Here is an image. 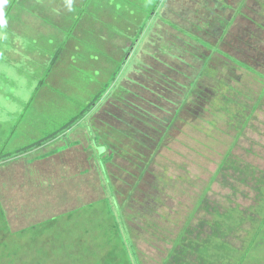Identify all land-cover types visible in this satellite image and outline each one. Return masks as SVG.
Returning <instances> with one entry per match:
<instances>
[{"label":"rangeland","instance_id":"1","mask_svg":"<svg viewBox=\"0 0 264 264\" xmlns=\"http://www.w3.org/2000/svg\"><path fill=\"white\" fill-rule=\"evenodd\" d=\"M24 1L27 2V8L22 10L24 13L16 9L15 16L21 15L22 21L29 22L28 33L40 39L29 45L32 35L25 31L22 22L14 19L0 34V208L3 211H6L4 207L7 208L13 232H21L57 218L62 227V239L55 240L48 235L34 243L33 233H27L23 238H12L8 242L11 252L7 256L10 262L139 264L141 260L143 264H164L173 248L172 240H176L188 224L191 229L205 232V238L214 219V208L222 212V208L241 206L242 210H246L256 206L257 193L247 185L252 175H248L247 183L239 181L240 177L233 171H229L226 177L218 176L215 181L214 177L229 152L244 169L252 166L264 172V102L255 112L243 136L238 139L237 120L230 118L232 114L229 116L220 109L225 98L231 109L237 106L234 102L247 104L251 109L254 104L251 101L259 98L262 91L263 77H257L232 64L222 68V54L218 52L219 57L214 62L211 60L213 63L210 67L213 68H209L208 72L206 70L207 74L203 77L200 86L203 93L200 98L192 96V103L181 114L142 181L133 178L140 175L129 163L131 157L128 155L116 157L114 165H108V173L103 169L108 156L103 154L106 146L102 141L105 131L110 133L112 130L105 127L107 124L104 123L112 122L122 128L120 124L123 119L136 126V116L142 121L138 123L141 130L148 136L152 135L150 140L145 135L140 138H146L154 146L157 137L146 122L154 115L156 120L160 118L167 124L174 116L172 104L161 100L164 111L153 109L143 102L152 97L144 96L146 98L140 100L134 98L133 93L138 94L139 88L126 79L129 91L126 97L117 90L105 105L98 107V114L92 111L71 131L59 136L58 133L79 117L113 80L118 63L122 62L131 44L125 41V34L114 38V31L120 29L126 34L131 33L132 37L136 35L140 27L134 29L135 23H143L148 18L157 0H136L138 6L143 7L139 11L130 10V5L123 7L125 4L122 2L119 4L122 7L112 8L107 5L108 0H91L89 5H86V0H48L54 4L56 15L46 6L47 0ZM223 1L227 11L223 9V2L218 7L213 0H170L168 10H172L173 14L172 11L166 14L189 31H195V26L210 29L209 26L219 15L238 16L236 22L239 24L227 42H232L233 47L226 46L223 50L264 74V0H250L248 6L244 5L243 8V0ZM4 2L0 0V18L1 9L6 4ZM239 8H242V12L238 14ZM46 9L50 12L47 15L50 21L55 17L56 21L63 20L65 16L70 29L73 26L71 18L78 20L75 31L79 36L76 35L75 40L70 42V49L60 45L65 41L60 39L57 31H53L57 29L56 23L49 28L48 22L42 21L46 17ZM129 16L134 19L133 30L129 27ZM248 19L262 26L261 29L254 27V38H246L248 42L256 43L259 52H253L249 46L245 49L236 42L243 30L254 26L246 21ZM117 20L128 26L107 28L112 21L118 24ZM160 26V34L152 36L154 46L151 49L157 51L155 48H166L169 43H176L182 49L189 50V54L184 55L189 65L165 57L167 62L176 67L177 64L182 65L190 78L172 79L188 86L197 80L205 65L203 60H196L191 53L204 58L212 52L199 47L195 51L185 45L184 42H188L186 36L178 42L175 35H180L176 31L162 24ZM63 30L67 35L68 29ZM202 32L206 36V32ZM207 39L213 44L218 41L214 36ZM63 48L62 57L54 62L58 54L56 52ZM178 48L171 47L176 51ZM160 56L163 54L158 52ZM224 59L228 63L233 62L227 56ZM214 69L219 71L218 78H214ZM134 75L131 74L132 79L138 81L139 78ZM217 81L226 84L223 90L221 85L215 83ZM172 92L174 94H160V91L158 94L171 95L167 96L171 102L182 101L178 86ZM222 93H225L224 99ZM142 109L146 111L141 116ZM41 142L44 143L42 148L25 151ZM155 150H146L144 156L153 155ZM114 189L123 194V197L118 196L120 206L112 199ZM207 189V202L196 210L200 197ZM72 215L76 219L75 223L66 226ZM113 215L119 220L122 243L126 249L111 236L110 230L114 231L112 228L115 226ZM124 222L126 225H123ZM245 235L242 234V238ZM242 241L233 240L237 246H241ZM135 244L138 260L133 249ZM72 246L74 252L70 248ZM115 248L119 250L114 252ZM5 251L6 248L2 247L0 255ZM248 264H254V261ZM259 264H264V255Z\"/></svg>","mask_w":264,"mask_h":264},{"label":"trees","instance_id":"2","mask_svg":"<svg viewBox=\"0 0 264 264\" xmlns=\"http://www.w3.org/2000/svg\"><path fill=\"white\" fill-rule=\"evenodd\" d=\"M48 1V0H47ZM86 5L91 4V0H86ZM107 5H110L112 8L114 7H122L119 6V4L122 2L125 5L123 7H127V5H130V10L133 11H139L142 10V6H138L136 0H108ZM127 1V2H126ZM218 7L221 5L222 2L223 5H225L224 1L222 0H213ZM250 0H243L242 2V8L244 5L248 6V3ZM170 0H157V2L154 4L153 8L151 9L150 14L148 15V18H146L143 23H139L138 21L135 23V28L140 27V31L132 37L131 33H127L124 31H120V29H116L115 27H126L128 24H125L124 22L121 23V21H116L118 24L114 23L113 21L110 22L111 25L107 28H113L116 29L114 31V38H119L122 34H125V41L128 40V43L130 42V46L128 47L129 50L126 49V56L123 58L122 62L118 63V70L116 73H114L113 80L96 98L87 106L86 109H84L79 117H76L74 121H71L68 123L63 129H61L58 133V136L60 134L71 131L75 125H77L78 122L83 121L92 111H99L98 107L105 105L106 102L110 100L114 96V94L117 92V90H120L123 92V96L126 97V93H129L128 87H126L125 80L129 79L133 82V85L139 88V93L134 95V98H150L148 101H143L146 105L154 108H158L162 111H164L163 106H161V100L168 101L173 106V112L174 116L169 122L166 124L162 120H156L154 118V115L149 119L148 122H146V125H150V129L155 131V136L157 139H155L154 146H151L149 141L152 137V135L149 137L144 131L141 130V126L138 124L139 122H142L138 117L134 116V119L136 120V126H133L129 122H126L122 119V123L120 124L122 126L118 127L115 123H104L107 124L105 127L111 128L112 132L107 133L105 131L104 139L100 141L103 142V144L106 146L103 154L105 153L108 157H106L107 161L105 165L103 166V169L109 173L110 168L108 165H114L115 158L120 156L123 158V156H130L131 159H129V163L132 164V167H135L136 170H138L140 176H133V178L142 181V179L145 177L146 173L150 169V165L154 162V157L158 151L161 150V148L164 146L166 138L169 137V134L171 133L172 129L175 127V124L177 123L178 119L181 117V114L185 111L186 107L189 105V103H192V96L196 97L198 96L200 98V94L203 93L201 83L203 81V77L205 74H207L208 69H212L213 66L210 67V65L214 62L215 58H218V54H222V68H226L230 64L236 65V67L247 70L249 73H253L257 77H263L264 80V74H262L258 69H255V67L248 65L247 63L243 62L241 59H237L235 57H232L229 53L224 52L223 47H230L232 48V42L227 44L228 38L230 34H232L233 29L236 27L238 22H236L238 19V16L234 15L233 17L227 16L226 14H223L222 16L219 15L216 21L209 26L212 31H209L210 29L206 30L202 27L195 26V31L186 30L187 27L182 26L180 22L176 23L172 18H169L166 14L168 10ZM207 2V0H206ZM6 3L1 9V18H0V34L2 31L8 27V24L11 23V21L16 20L19 22H22L26 29L27 24L24 21L21 20L22 16L18 15L15 16V10L17 9L20 13L25 11L27 8V2L24 0H5ZM260 3V2H259ZM261 4V3H260ZM135 5V6H134ZM49 9L55 12L54 15H56V11L53 9L54 4L50 1H48L47 5ZM220 6V7H221ZM264 6V4H262ZM1 8V6H0ZM242 8L238 9V14L242 12ZM88 9V8H87ZM126 9V8H125ZM224 10L227 9V5L223 8ZM24 10V11H22ZM85 11V10H83ZM124 11V10H123ZM222 11V10H221ZM45 18H43V22H48L47 26L50 28L54 23H56V28L53 29V31H57V34L59 35L60 39H62L65 42H62L61 46H68L70 49V43L72 40H75V36H79L78 33H76V29L78 28V20L75 21L73 18H71L72 21V28H68L66 25V19L65 16L61 19H58L56 21V17L53 18L54 20L50 21L49 17L47 16L50 12L46 9L45 10ZM132 13V12H130ZM173 14V11H172ZM237 14V15H238ZM242 15V14H241ZM59 16V15H57ZM132 16V15H131ZM129 16V27L131 30H133V23L134 20L133 17ZM244 16V15H243ZM48 17V18H47ZM132 18V19H131ZM60 21V22H59ZM125 21V20H124ZM188 21V19L186 20ZM249 22V24L254 25L249 27V29L243 30L242 35H240L237 38L236 42H239L238 45L244 47L245 49L249 46L253 52H259L256 43L253 44L251 42H248L246 38L253 37L254 27H257L259 29L262 28V26L259 23H254L251 19L246 20ZM165 25L169 29L176 31L175 33L179 34L176 36V39L178 42L183 40V37L186 36L188 39V42L185 41L186 46H191L193 50L198 51L197 48H202L211 51V55L209 57H200L196 55L197 53H191V55L196 60H203L204 61V67L202 73L199 75L196 81L191 82L190 85L185 84H178L176 80H173L172 78H190L188 74L183 70L182 65H189L188 61H186V54H189V50L182 49L181 47L177 46L176 43H169L166 48H155L157 51H153L151 48L154 46L152 36H157L160 34L158 32L161 29V26ZM182 26V27H180ZM261 27V28H260ZM68 29L67 35H65V30ZM25 29V28H24ZM25 31L28 33V29ZM33 29V28H32ZM51 30V33L53 32ZM199 31L201 33H199ZM206 32V36L203 35L204 32ZM39 33H42L41 30L38 31ZM166 34L167 31H163ZM29 34V33H28ZM32 35V39L29 42V45H32V41L36 39H40L35 34H29ZM39 36V35H38ZM215 37L218 41L216 44L211 43L207 37ZM56 37V34H55ZM110 36H108L109 38ZM162 38V36H161ZM254 38V37H253ZM49 38L45 39L48 40ZM65 39V40H64ZM61 40V41H62ZM119 40V39H118ZM186 40V39H184ZM193 42V43H192ZM121 43V42H119ZM192 44V45H191ZM173 47L174 50L171 49ZM60 51L56 52V57L54 58V62H57L58 59H60L63 55V49H59ZM179 51V52H178ZM181 51V52H180ZM154 52H157L156 54ZM158 52L162 53L163 56L158 57ZM219 52V53H218ZM244 55H246V52L243 50H240ZM218 53V54H217ZM154 54V55H153ZM242 54V55H243ZM185 55V56H184ZM169 57L171 61H176L181 64L175 65L167 62L165 57ZM231 58L233 62L235 63H228L224 59V57ZM213 57V58H212ZM213 62H212V61ZM235 60V61H234ZM150 61H153L148 63ZM226 62V63H225ZM116 63V61H115ZM160 64V65H157ZM207 70V72H206ZM217 70H219L217 68ZM215 71V76L211 75L214 78H218V72ZM131 74H135V78H139L138 81L133 80ZM170 74H174L175 76L172 77ZM212 78V79H214ZM132 79V80H131ZM135 81V82H134ZM152 84H151V83ZM177 83V84H176ZM217 83L218 85L222 86V90L226 86L224 82ZM42 84V83H41ZM263 84V83H262ZM180 91V95L182 98V101L180 102H171L170 98H167V95H159L164 93L174 94L172 92V89L177 88V86ZM172 88V89H171ZM218 89V87H217ZM133 92V91H132ZM225 93H222L223 99L226 97L224 95ZM146 96V97H144ZM160 97L158 100H156ZM202 97V96H201ZM124 100V97H122ZM202 99V98H201ZM120 100V101H123ZM254 104L251 105V109L249 105L245 104H239V102H234L235 105H237L234 108H229V102L228 99L225 98L222 100V107L220 108L225 113L229 114L230 118H234L238 122V126L236 130L238 131L237 139L243 136L244 132L247 130V127L250 125V122L254 118L255 112L261 108L264 102V84L262 91L259 94V98H257L255 101H251ZM103 103V104H102ZM133 104L136 105L134 102ZM196 104L198 105V101H196ZM146 109H142V112L140 115L145 114ZM139 113V112H138ZM169 113V112H167ZM98 114V112H97ZM147 117V116H143ZM123 121L125 123H123ZM144 137L146 136L148 140L140 138V136ZM58 138V137H57ZM55 139V138H54ZM53 141V139H51ZM160 140V141H159ZM160 143V144H159ZM44 146V143H38L30 148H27L25 151L29 150H37ZM152 149H156L154 151V154L152 155H146L144 156L145 151H151ZM127 150H130L129 152ZM110 152V153H109ZM131 153V154H130ZM127 158V157H126ZM235 156L232 154V152H229L228 155L224 158L220 169L216 176L214 177V181L217 179L218 176L223 175L226 177L228 175L229 171H233L236 175H238L239 181L241 180L243 183L244 181L247 183L248 175H252V180L247 184L249 187H251L253 190L257 193V198L255 199L256 206L251 207L246 210H242L241 206H237L235 208H222V212L217 211L215 208V214L214 219L212 220L210 224L209 232L206 233V237L203 238L205 232L203 231H197L196 229H191L190 224L187 225V227L181 232L180 235L177 236L176 240L173 241V248L170 251L169 259L164 262V264H248L251 261H254V264L261 263V256L264 255V172L258 171L256 168L249 166L244 169V167L241 166L239 162L234 161ZM104 159V158H103ZM112 162V164H111ZM240 166H239V164ZM100 171L102 172V168L99 166ZM101 172L100 175H101ZM110 174L112 175L111 171ZM230 174V173H229ZM113 176V175H112ZM114 177V176H113ZM113 182V181H112ZM102 183V182H101ZM254 185V186H251ZM103 188L104 185H101ZM116 191V193H115ZM236 191V190H235ZM208 192V189L205 191L203 196L200 197V202L197 204V209L202 208L203 205H205L206 201V194ZM118 196L123 197L122 193H119L118 189H114V195H112V199L114 198L116 201V204L120 206L121 202L118 199ZM113 199V200H114ZM131 199V198H130ZM128 199V202L130 201ZM123 205V204H122ZM6 211H3L0 208V251L2 250V247L6 248V251L3 252L0 255V264H13L10 262V258L7 256V254L10 251V244L8 243L12 238L19 237L23 238L26 236L27 233H33L35 234L32 236L33 242L36 243L41 238L50 235L55 240L62 239V227H60L59 219H49L45 222H42L41 224L32 226L28 229H24L21 232H13L12 228V220L10 217H8V211L7 208L4 207ZM204 209H209L204 207ZM213 209V208H211ZM75 211V210H74ZM77 211V209H76ZM197 212V211H196ZM194 214L191 215V219L193 218ZM76 219L72 215L69 217L68 223L66 226L73 225L75 223ZM115 222V226H113V230H110L112 238H115L120 244L121 247H125L122 243L123 236L121 234V231L119 230V220H117L116 216L113 215V220ZM123 225H126L125 222ZM43 227V228H41ZM32 228V229H31ZM49 231H46L48 230ZM51 230V231H50ZM30 231V232H29ZM53 231V232H52ZM91 233V230H89ZM88 231V232H89ZM246 234L244 238H242V234ZM88 234V233H87ZM242 239V245L237 246L233 240H239ZM118 245L120 246V244ZM117 245V246H118ZM72 248L74 252L73 246ZM126 249V248H124ZM135 250V254L137 256L138 260V250L135 246L133 247ZM119 249L115 248L114 252H117ZM13 256H15L12 253ZM5 260V261H4ZM139 264H143L140 260L138 261Z\"/></svg>","mask_w":264,"mask_h":264}]
</instances>
